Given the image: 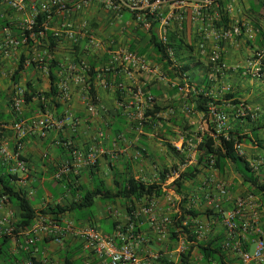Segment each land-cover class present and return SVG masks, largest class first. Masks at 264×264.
Masks as SVG:
<instances>
[{"label": "built area", "instance_id": "obj_1", "mask_svg": "<svg viewBox=\"0 0 264 264\" xmlns=\"http://www.w3.org/2000/svg\"><path fill=\"white\" fill-rule=\"evenodd\" d=\"M95 1H100L104 9L113 14H118L121 8L128 10L133 16L135 25L140 26L144 31H148L152 22L158 24L157 41L164 46L166 54L171 60V66L178 64L174 57V52L169 46L167 32L173 23L180 28L188 15L190 22L196 27L199 39L196 49L200 56L206 60L211 73L214 76L222 75L226 70V65L221 61L219 44L233 43L240 45L242 40L252 42L256 37V31L249 21L234 19L232 13L235 11V5L240 0H80L75 3L73 8H68L64 0H44L39 4H33L30 8V15L25 18L21 27H30L33 24L34 17L38 13H48L52 9L61 12L64 16H70L73 12H83L87 10ZM0 7L11 10L16 13H23L26 10V0H0ZM167 10H166V9ZM223 13L231 16V22L228 25L223 23ZM83 33L86 28H83ZM57 33L63 34L64 39L71 44L77 43L78 39L72 31L70 22L62 23L61 29ZM3 40L0 43V54L3 58L10 57L18 46V41L12 38L7 30H3ZM87 35V45L95 51L108 50L110 43H106L93 35ZM212 40L215 45L208 50L207 41ZM208 50V52H207ZM108 62L104 71H110L112 78L109 81L101 79L99 85L104 90H119L122 94H127L133 98L132 101L122 105L124 113L130 123L132 131L139 136L143 132V125L147 122L145 113L151 110L157 103V98L143 85H126L118 82L120 75L132 79L133 77L146 75L149 81L159 84H169L170 87L176 86L166 74V71L156 61L147 57L130 53L128 49L120 47L113 51H108ZM246 71L254 78L264 79V50L255 52L252 59L247 61ZM88 72V65L84 61L71 62L61 73L58 81V100L63 104H68L71 99V90L69 83L72 81L75 85L83 86L84 76ZM182 87L179 88L181 95H186L189 90V84L185 76H182ZM22 89L17 87L11 98L10 108L17 118L7 126L0 122V161L6 167V170L16 177L19 174H25L27 163L21 156L22 142L33 129H38L43 135L51 130H62L66 126L77 125V120L72 114L66 111L63 115L55 117L53 113L47 110L46 101L43 102V111L41 117L34 120L33 125H27L20 118L24 102L22 99ZM223 93H230L231 87L224 85ZM84 103L88 113L92 116L105 114V110L99 104L90 103V98L85 94ZM171 108L164 113L156 115L159 118L166 119L172 114ZM182 112L187 116L199 115L200 125L195 133L206 134L213 141L215 147L219 145L218 136L227 138L229 133V116L225 111L219 110L216 106L208 107V118L213 125V131L207 129V121L199 113L193 112L189 106H183ZM235 118L238 120L255 119L243 104L236 108ZM10 129L14 133L16 144L10 148L9 142L4 137V131ZM156 128H161L160 123ZM100 135V134H99ZM197 142L201 138L194 136ZM184 137L180 139L181 143L173 145L179 156L182 157V163L171 170L164 182H159L164 195L153 199L145 205H138L132 213L134 221L128 214L122 218L121 211L114 206L107 209L106 214L115 222V228L112 234H106L89 224H79L68 217L54 218L53 216L38 214L31 227L28 230L15 231V215L12 206L5 195L0 194V236L6 235L12 238V241L22 239L19 244V250L27 254V258L22 261H15L14 264H48L47 260L38 258V243L47 241L54 244L59 249L64 248L68 240H73L80 244L83 254L86 255L84 264H179L181 257L188 251L189 243L187 237L194 235L197 241H201L210 234L208 223L201 219H191L184 216L182 221L186 228L176 229L177 239L174 243L170 242L171 217L173 215L181 216V202L186 198V210L193 208L194 203L200 197L204 200V207L218 211L222 200L229 195L230 183L225 180L215 179L214 176L208 177L205 185L212 186V191L207 188H201L198 195L191 196L185 192L184 196L176 193L169 185L178 179L180 174L187 168L195 165L198 156L196 144L191 140L186 142L183 148ZM244 142L235 143L234 150L240 157H245ZM77 163L66 161L58 167L54 178L61 179L71 173L78 174L82 167H91L97 163L99 157L105 154L104 148L94 145L91 147L85 157L73 152ZM133 158H141L142 153L133 145ZM248 161V160H247ZM255 170L264 167V159L248 161ZM213 159L209 160L208 169L217 172L214 168ZM19 185L24 186L25 181L18 178ZM188 183H185V186ZM186 188V187H185ZM215 195H212L213 193ZM27 195L30 193L27 192ZM164 201V206L160 207L158 203ZM61 199L55 204H61ZM259 202L252 195L239 196L235 199L230 210L223 213L221 223L225 231V238L222 243L223 249L227 252L237 255L241 264H264V231L260 225ZM142 218L144 221H142ZM147 223L154 237L148 240L139 231L141 226ZM136 225V227H135ZM138 229V230H137ZM186 231V232H185ZM251 239L252 249L243 250V243ZM201 257L195 252L190 255V262L200 264ZM61 264L55 262V264ZM214 264V263H212Z\"/></svg>", "mask_w": 264, "mask_h": 264}, {"label": "crops", "instance_id": "obj_2", "mask_svg": "<svg viewBox=\"0 0 264 264\" xmlns=\"http://www.w3.org/2000/svg\"><path fill=\"white\" fill-rule=\"evenodd\" d=\"M43 1L26 0L25 11L28 15L24 13L17 16L16 13H11V15L5 14L4 18L7 19L9 25L17 28L20 25V20L25 19V17L28 18L27 16L30 15L31 6ZM64 1L70 8L74 6L77 0ZM244 1L246 3L244 7L250 9L249 1L241 0L235 5L236 12L234 11L232 16L236 15L237 8L239 10L242 8L241 2ZM0 10L3 12L8 9L0 7ZM252 13L253 15H251ZM249 15L253 18L249 22L256 31V37L252 42L242 40L240 45H235L231 42L219 44L221 61L227 68L220 76H214L211 73L206 60L200 56L196 49L199 34L196 27L190 22L188 15L181 28L176 23H173L167 35L170 43H174L173 41L175 40H181V49L178 50L175 59L178 66L188 67V70L183 74L189 84L188 92L208 95L219 110L228 114L229 130L233 134L238 132L250 137L249 141L244 142L243 148L246 160L251 161L259 158L264 159V129L261 128L257 135L251 131L252 128L264 124V79L252 77L246 69L247 61L252 59L254 53L264 50V17L259 16L261 20H258L255 16L256 14L251 11H249ZM65 21L71 23L72 31L78 39L79 47L78 50H74L73 45L65 39L58 42L55 58L61 63V71H65L67 65L73 61H84L87 64L92 62L97 65L96 70L100 69L103 64L105 65V59L110 48H115V50L120 47L128 49L130 46L140 50L147 48L145 56L152 61H156L157 55L151 49H148L146 38H149L150 35L140 26L134 24L131 13L125 8H121L120 12L115 15L104 9L100 1H95L87 10L73 12L70 16H64L61 12L55 13L49 22L50 29L57 32ZM83 28H86L87 32L84 31L83 33ZM86 34H91L95 38H100L104 42L110 43L108 50L95 51L91 49L87 45ZM3 37V30L0 29V43ZM214 45L215 43L212 40L207 41L208 50ZM25 56H28V52L25 53ZM19 57V50L12 52L10 57L6 59L0 54V122L7 126H10L17 118L10 108L13 91L16 88L12 85L10 75L16 69ZM38 58L39 55L36 53L27 58L26 67L21 73L18 87L28 89L27 86L30 85L31 89L46 93L49 90L50 81L45 64L43 66H33L30 63L39 60ZM61 73H57L58 81ZM169 79L173 82V79ZM117 81L126 85L144 84L146 87L148 86L150 91L155 93L157 103L163 106L175 104L180 97V93L176 96L171 95L169 84L149 81L146 75L135 76L132 79L120 75ZM224 85L231 87V98L229 99L223 97L226 94L222 92ZM69 86L71 99L68 104L58 101L59 111L53 105H47L48 103L46 108L55 117L61 116L66 111L70 112L77 120V125L74 127L68 125L62 130H51L43 135L40 130L33 129L22 142L21 156L27 163V170L25 174H19L17 179L19 177L24 179L25 184L22 188L30 193L28 198L34 203V209L39 211L44 207L54 205L59 199H61L62 205H68L73 200V197L69 189L66 190L62 184L68 188L83 185L90 189L92 188L94 176L101 179L105 186L112 190L116 181L121 183L129 177L146 184L158 183L160 172L164 168L172 166L171 161L175 160V155L179 156L174 150H170L167 145L174 147L173 145L180 144V139L187 135V132H181L179 128L167 123V129L159 131V128L151 127V129L143 131L142 134L137 136L132 131L124 110L120 109L123 104L133 100L131 96L127 94H119L117 96L115 90H104L99 83H96L98 104L104 108L106 114L92 116L88 113L84 103L85 89L83 86L75 85L72 81H70ZM233 102H236V104L234 105ZM38 103L37 99H33L31 103L24 104L20 118L27 125L32 126L34 120L41 117ZM239 104H243L250 109L252 114H255L253 121H240L235 118L236 107ZM185 117L188 119L189 125L193 126V131H196V128L200 125L201 116L193 115L189 117L185 115ZM115 128L120 129V131H115ZM3 135L9 142L10 148H13L16 144L14 133L7 128ZM174 139L177 141H174ZM94 145L104 148L105 154L99 157L93 168L82 167L78 170V178H74L76 174L71 173L70 175L73 176H64L62 184L57 182L54 175L60 164L66 161L77 163L79 158H76L73 152L85 157L88 150ZM133 145L141 151V158H133ZM231 174L232 172L228 169L225 170L224 174H219L207 168H202L196 181L185 186L186 192L193 196V194L198 195L201 188L208 187L212 191V186L205 185L208 177L214 176L215 179L223 180L232 176ZM231 179L233 180L228 181L225 179V181L230 183V187L228 197L223 199L221 204L224 214L232 208L236 198L247 193V186L242 185L238 178L233 175ZM16 184L21 187L18 183ZM211 194L215 195L214 192ZM118 204L119 207L117 209L121 211L124 219L126 212L123 204L119 202H96L94 205L96 213L93 216L92 225L103 233L112 234L115 222L107 216L106 211L109 207H115ZM11 208L15 215L16 208L14 206ZM2 214L0 212V217ZM67 217L79 224H88L85 220L75 219L73 215H67ZM142 221H144L143 218ZM260 225L264 231V215L261 212ZM139 231L148 240L154 237L147 223H144ZM19 244H22V239L12 241L10 248L13 254H18ZM37 247L39 251L38 258L41 260L46 259L48 264L62 261L65 254L69 251L73 258H83L84 260L86 257L80 244L73 240H68L64 248L61 249L47 241L38 243ZM251 249L252 246L250 245ZM96 261V259H93L95 264Z\"/></svg>", "mask_w": 264, "mask_h": 264}, {"label": "trees", "instance_id": "obj_3", "mask_svg": "<svg viewBox=\"0 0 264 264\" xmlns=\"http://www.w3.org/2000/svg\"><path fill=\"white\" fill-rule=\"evenodd\" d=\"M77 0L75 3L79 2ZM241 1V0H240ZM250 4V9L248 12H254L257 15L264 17V0H248ZM66 5V3H65ZM66 7H68L66 5ZM69 8V7H68ZM71 9L73 7H70ZM4 9V8H3ZM10 11H1L0 10V29L7 30L12 38L18 41V46L14 51H20V57L16 69L10 75V80L14 87H18L19 80L21 78V73L26 67L27 58H30L34 53L39 55V60L30 62L33 66H43L47 70L48 78L50 81V87L48 92L40 93L31 89L28 85V89H22V99L25 105L31 103L33 99L38 100L40 110L43 111V101H46L47 105H53L60 110L58 103V80L57 73L61 71V63L56 60L55 52L56 46L59 41L64 40V35L54 32L50 29L49 22L52 16L57 13L56 9L50 10L48 13H38L33 20V24L30 27H21L20 25L16 28L9 25V22L4 18L5 14ZM133 20V16H132ZM231 22V18L227 13H223V23L228 25ZM158 24L157 22H152L150 29L147 33L150 35L149 38H146L148 41V49H151L156 55V61L162 65V68L166 71V74L169 78L173 79L176 83V86L171 88V95L176 96L179 94V88L182 87V76L188 70L186 66H171L172 62L166 54V49L161 45L157 39ZM174 43H170L169 46L174 52V57L176 58L178 50L181 49V40H175ZM73 49L78 50L79 43H74ZM147 47V46H146ZM115 48H110L109 51H113ZM130 53H135L139 56L146 57L147 48L145 49H136L134 46L128 48ZM28 52V56H25V53ZM109 55L106 56L105 65L108 62ZM77 62V61H73ZM88 72L84 76L83 88L85 89V94L90 98V103L97 105V95L95 84L99 83L101 79L109 81L112 77L111 72L104 71L105 65L103 64L100 69L96 70L97 65L92 62L88 64ZM13 91V95L15 89ZM20 88V87H19ZM149 91L148 86L146 87ZM116 95L122 94L119 90H115ZM155 97V93L150 91ZM13 97V96H12ZM225 99L231 98L230 93L223 95ZM234 105L236 102H233ZM210 105H216L212 102L211 98L204 93L195 94L187 93L186 95H181L175 104L163 106L156 103L151 110H147L145 116L147 117V122L143 125V131L151 129V127H157L160 123L161 128L159 131H162L166 128V124L170 123L174 127L179 128L181 132H187V135L184 136L182 147H186V142L188 140L193 141L196 144V149L198 151V156L196 159L195 165L187 168L183 173L180 174L178 179H175L170 185L169 188L174 189L177 194L184 196L186 192L185 183H194L201 173L202 168L208 169V163L210 159H213L214 165L213 168L219 173L224 174L225 170L231 169L236 174L238 179L241 181L242 185L247 186V193L242 196L252 195L257 198L259 202L260 212L264 215V167H260L259 170L255 171L246 160L245 157H240L236 154L234 150L235 143L246 142L250 140V137L245 134H240L236 132L233 134L231 130L229 131L227 138L223 136H218L219 145L215 147L214 141L206 134L195 133L193 131V126L189 125L188 119L185 117V114L182 112L183 106H189L192 108L193 112L199 113L202 115V118L207 121V129L213 131V125L208 118V107ZM171 108L173 110L172 114L166 119L159 118L156 115L164 113L167 109ZM237 108V107H236ZM120 109H123L121 106ZM123 111V110H122ZM122 113V112H120ZM106 114V113H105ZM125 114V113H124ZM63 115V114H62ZM190 117V116H189ZM248 120V119H247ZM240 120V121H247ZM250 121V120H248ZM264 129V124L255 128H252L251 131L258 134L260 129ZM115 131H120V129L115 128ZM197 135L201 138L200 142H197L194 139V136ZM170 150H176L167 145ZM137 148V147H136ZM138 149V148H137ZM177 155H179L177 153ZM1 162V161H0ZM89 168V167H88ZM93 166L90 167V169ZM175 168V165L172 169ZM169 171L164 168L160 172V182L166 180V176ZM73 176V175H70ZM79 175H75L74 178H78ZM65 177L57 180V182L62 184V181ZM17 177L10 174L6 167L1 163L0 164V194L5 195L10 204L16 208L15 214V223L14 228L17 230H28L35 217L38 214H44L53 216L54 218L67 217V215H72L75 213V219L85 220L86 223L92 225V220L94 214L87 216H77V213H81L84 209L91 208L95 205L96 202H109L124 205V211L128 216L132 217V213L136 210L138 205H145L164 195L162 188L157 183L146 184L141 181L129 177L123 180L121 183L116 181L114 189H109L105 186L104 182L101 179H98L94 176L92 188L88 189L83 185H77L76 187L68 188L66 185L62 184L64 188L69 189L70 194L73 197V200L68 205L55 204L51 206L44 207L39 211H36L33 207L34 203L29 200L27 192L24 188L17 186ZM76 185V184H75ZM203 201V198L200 197ZM187 199L181 202V216L173 215L172 225L170 226V242L174 243L177 239L176 229L186 228L183 226L182 221L184 216H187L191 219H201L203 218L208 225L211 227L210 234L202 239L197 241L194 235H189L187 237V242L189 243L188 251L184 254L179 264H193L190 262V255L194 252L201 257L200 264H241L237 255L227 252L222 247V243L225 238V231L221 226L223 220V209L222 205L218 211L205 208L202 211H197L194 208L186 210L185 205ZM115 227V223H114ZM136 227V225H135ZM96 228V227H95ZM97 229V228H96ZM99 230V229H98ZM138 230V229H137ZM186 232V231H185ZM247 243H243V250L249 251L251 245V239L248 238ZM12 238L6 235L0 236V264H14L15 261H22L27 258V254L23 253L21 250L18 251V254H13L11 251ZM70 252V251H69ZM67 252L62 260L61 264H84L83 258H73L72 254Z\"/></svg>", "mask_w": 264, "mask_h": 264}, {"label": "rangeland", "instance_id": "obj_4", "mask_svg": "<svg viewBox=\"0 0 264 264\" xmlns=\"http://www.w3.org/2000/svg\"><path fill=\"white\" fill-rule=\"evenodd\" d=\"M241 6H242V8H240V10H241V14H240V10H239V8H237V13H236V15H234L233 17H234V19H238V20H243V21H249V20H252L253 18H251V16L249 15V12H248V9L246 8V7H244V6H246V3H245V1L244 2H241ZM239 10V11H238ZM11 11V10H10ZM236 12V11H235ZM9 13H16V12H9ZM26 14V15H28V13L26 12V11H24L23 13H16L17 14V16H19V15H23V14ZM251 15H253V13L251 14ZM241 16V17H240ZM256 16V18L258 19V20H261V17L259 18V16H261V15H255ZM28 17V16H27ZM26 18V17H25ZM242 18V19H241ZM257 19H256V21H257ZM24 20V19H23ZM23 20H20V23H22V21ZM174 141H177L176 139H174ZM193 142V141H192ZM194 143V142H193ZM171 146V145H170ZM174 158H175V160H173V161H171V163H172V166H168L166 169L170 172L171 170H173L172 168H173V166L175 165V167L178 165V164H180V163H182V157L181 156H174ZM228 170H230L231 172H232V176H230L229 178H224L223 180H233V179H231V178H233V175L236 177V178H238L237 176H236V174L233 172V170H231L230 168L228 169ZM162 172V171H161ZM194 195V194H193ZM158 205L160 206V207H162V206H164L165 204H164V201H160L159 203H158ZM117 207H119V204L118 205H115V208H117ZM193 208L194 209H196L197 211H202V210H204L205 209V207H204V200L202 201V199L200 198V199H198L197 200V202H195L194 203V206H193ZM96 213V207L95 206H93V207H91V208H88V209H84L81 213H77L76 212V215L78 216H82V217H84V216H87V215H90V214H95ZM74 217H75V213L74 214H72ZM201 220L204 222V223H207L203 218H201ZM208 228H209V230H210V232H211V227L208 225Z\"/></svg>", "mask_w": 264, "mask_h": 264}]
</instances>
